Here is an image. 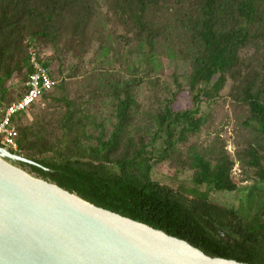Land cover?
I'll list each match as a JSON object with an SVG mask.
<instances>
[{
  "label": "trees",
  "instance_id": "16d2710c",
  "mask_svg": "<svg viewBox=\"0 0 264 264\" xmlns=\"http://www.w3.org/2000/svg\"><path fill=\"white\" fill-rule=\"evenodd\" d=\"M112 18L124 33L109 30ZM65 35L84 43L85 52L86 42L98 45L93 61L100 75L92 99L102 92L112 99V117L92 112L90 98L70 96L69 80L80 63L65 74L60 57L55 67L41 58L55 86L39 101H56L61 110L44 125L37 117L33 120L39 101L17 115L19 151L10 152L34 163L8 161L97 206L184 239L208 255L264 264L263 197L251 213L248 207L245 211L210 199L212 191L239 188L232 176L236 158L225 144L189 147L182 163L193 172L191 188L153 177L155 168L178 157L189 136L208 122L201 113L202 98L216 99L230 78V96L247 106L243 123L248 138L236 156L259 178L248 202L264 188V0H108L106 10L99 0H0L1 102L10 103L25 92L32 70L30 46L55 48ZM245 48L253 53L243 56ZM133 54L139 56V68L120 80L111 74L118 59ZM166 57L189 63L187 85L194 107L174 109L182 87L176 75L179 89L164 96L168 89L157 72ZM17 76L18 89L15 81L10 83ZM146 84L155 88L149 110L139 101ZM26 119L33 123L21 124Z\"/></svg>",
  "mask_w": 264,
  "mask_h": 264
},
{
  "label": "water",
  "instance_id": "95a60500",
  "mask_svg": "<svg viewBox=\"0 0 264 264\" xmlns=\"http://www.w3.org/2000/svg\"><path fill=\"white\" fill-rule=\"evenodd\" d=\"M0 147V264H250L97 206Z\"/></svg>",
  "mask_w": 264,
  "mask_h": 264
},
{
  "label": "rangeland",
  "instance_id": "374dc122",
  "mask_svg": "<svg viewBox=\"0 0 264 264\" xmlns=\"http://www.w3.org/2000/svg\"><path fill=\"white\" fill-rule=\"evenodd\" d=\"M99 4L106 10L108 7V0H99ZM109 30L117 33H124L121 26L118 25L117 21L113 18ZM64 38L63 41L60 39L56 42L55 46L57 47L55 48H53L52 45H46L44 47L40 45V48L37 49L39 51V49L42 48L40 50L41 58L43 60L48 59L52 61L53 67H55V65H57V57H60V59L63 60L65 74L80 63V70L77 72L76 77L69 80L68 87L70 96L80 97L83 95V99L90 98L92 100L90 104L92 112L94 111L98 116L103 118H111L113 113L112 99L104 94V92L100 93L95 100L92 99V97H94V89L97 86L96 79L97 76L99 77L100 75V73H98L100 68H96V63L93 61L94 52L98 45L86 42L85 47H87L89 51L85 52L82 50L84 43H82V46L77 40L71 39L67 35H65ZM252 53V48H245L241 51L243 56H250ZM138 57L137 54H133L131 57L128 55L118 59L114 66L111 67L113 70L111 74L116 75L119 80L122 78L124 79L125 75H128L134 67L135 69L140 67ZM121 62L124 64L121 65ZM162 64V70H158L157 73L159 75L162 74V85H166L168 89L167 92L165 91L163 93L164 96L168 95V97H171L170 94L179 89L173 79V76L176 75L182 87L177 99L173 102L174 109L194 107L192 94L187 85V75L190 71L189 63L184 60H174L166 57L162 61ZM142 65V69H144L145 64L143 63ZM85 71L87 72L86 74H84ZM20 80L21 76H17V78H12L10 83L15 81L17 84L16 89H18L20 88ZM233 85V80L229 78L227 84L216 99L207 100L202 98L201 113L209 117L208 122L203 125L198 133L189 136L188 141L179 149L178 157L175 155L169 158L168 161L159 164L154 170L153 177L173 186L191 188L193 187V172L184 167L182 163L183 159L188 157L187 152L190 150L189 147L196 143L199 145H208L210 142L218 145L225 144L228 152L236 158L232 176L239 188L232 192L212 191L210 193V199L224 206H233L236 208L243 207L242 210L245 211L248 207L249 213H251L256 209V203L259 197L262 196L264 199V188L260 189L261 192L257 190L258 192L252 195V201L248 202L251 187L256 184L259 178L252 168L244 166L236 156L237 150L242 148L244 141L248 138V132L243 123L247 115V106L236 102L235 99L230 96ZM154 90L155 88H151L149 85L142 87L139 93V101L142 102V108L144 110L151 109L150 106H152L151 103L153 101ZM60 110V105L56 101L41 99L32 111L33 120L37 117L38 122H41V124H48L49 120H56V116L59 114L58 111ZM31 123H33V121H29L28 119L21 122L23 125H29ZM50 128L53 129L52 126H50ZM261 184L264 187V182Z\"/></svg>",
  "mask_w": 264,
  "mask_h": 264
},
{
  "label": "built area",
  "instance_id": "2783aa9c",
  "mask_svg": "<svg viewBox=\"0 0 264 264\" xmlns=\"http://www.w3.org/2000/svg\"><path fill=\"white\" fill-rule=\"evenodd\" d=\"M28 55V63L32 70L25 82V92L10 103L0 101V144L12 151H19V130L14 118L27 111L55 86L49 68L42 62L41 55L34 45L30 46Z\"/></svg>",
  "mask_w": 264,
  "mask_h": 264
}]
</instances>
